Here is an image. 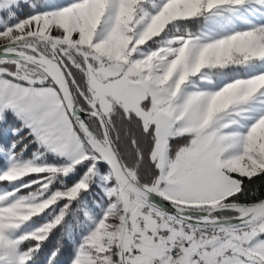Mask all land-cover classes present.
<instances>
[{
	"label": "snow or ice",
	"instance_id": "snow-or-ice-1",
	"mask_svg": "<svg viewBox=\"0 0 264 264\" xmlns=\"http://www.w3.org/2000/svg\"><path fill=\"white\" fill-rule=\"evenodd\" d=\"M0 127V264H264V0H0Z\"/></svg>",
	"mask_w": 264,
	"mask_h": 264
},
{
	"label": "trees",
	"instance_id": "trees-1",
	"mask_svg": "<svg viewBox=\"0 0 264 264\" xmlns=\"http://www.w3.org/2000/svg\"><path fill=\"white\" fill-rule=\"evenodd\" d=\"M15 137H12L10 132L7 129L0 127V143L10 142ZM24 144H28V140H24L22 144L17 146V151L19 152L21 148H23ZM36 150L35 145H29L28 149L23 152L22 158L30 157L31 153ZM2 163V159L0 158V164ZM106 167V166H104ZM102 171L104 168L101 169ZM27 179V178H26ZM3 187V185H0ZM264 198V179H255L254 183L248 185V191L241 197L243 201H254ZM60 239L59 231L55 233L52 237L49 238V242L46 244L45 248L42 249L41 257L39 264H45L46 256L53 249L57 240ZM63 243V241H62ZM74 243L71 240H67L64 243V247L62 249V255L58 257V264H69V258L73 253Z\"/></svg>",
	"mask_w": 264,
	"mask_h": 264
},
{
	"label": "rangeland",
	"instance_id": "rangeland-1",
	"mask_svg": "<svg viewBox=\"0 0 264 264\" xmlns=\"http://www.w3.org/2000/svg\"><path fill=\"white\" fill-rule=\"evenodd\" d=\"M33 152H35V151H33ZM33 152L31 153L30 157H26V158L21 157V159L25 160V161L31 160ZM0 158L2 159V163L0 164V171H3L8 167L9 161H8L6 155H0ZM93 187H94V194L90 197H87V200L89 202V206L93 209V211L99 212L100 208L97 207V205L100 203V197L103 195V192L99 186L94 185ZM36 219L38 222H40V218H36Z\"/></svg>",
	"mask_w": 264,
	"mask_h": 264
}]
</instances>
